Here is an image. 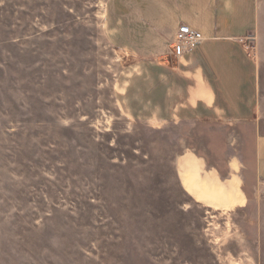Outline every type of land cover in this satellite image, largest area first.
<instances>
[{
  "label": "rangeland",
  "instance_id": "obj_1",
  "mask_svg": "<svg viewBox=\"0 0 264 264\" xmlns=\"http://www.w3.org/2000/svg\"><path fill=\"white\" fill-rule=\"evenodd\" d=\"M108 0H0V264H264V185L197 120L155 116L157 63ZM250 44L264 104V0Z\"/></svg>",
  "mask_w": 264,
  "mask_h": 264
},
{
  "label": "crops",
  "instance_id": "obj_2",
  "mask_svg": "<svg viewBox=\"0 0 264 264\" xmlns=\"http://www.w3.org/2000/svg\"><path fill=\"white\" fill-rule=\"evenodd\" d=\"M259 0H108L106 37L122 51L142 58L164 55L184 23L204 39L174 69L157 63L155 117L200 123L210 150L234 147L236 132L242 182L264 185V104L260 68L250 44L259 26Z\"/></svg>",
  "mask_w": 264,
  "mask_h": 264
},
{
  "label": "built area",
  "instance_id": "obj_3",
  "mask_svg": "<svg viewBox=\"0 0 264 264\" xmlns=\"http://www.w3.org/2000/svg\"><path fill=\"white\" fill-rule=\"evenodd\" d=\"M204 39L202 33L187 24H180L175 32L174 39L165 51L169 65L178 68L184 55Z\"/></svg>",
  "mask_w": 264,
  "mask_h": 264
}]
</instances>
